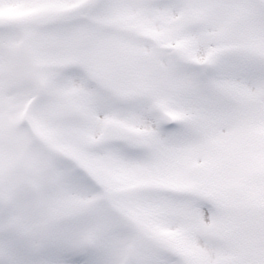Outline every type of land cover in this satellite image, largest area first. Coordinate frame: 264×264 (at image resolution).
I'll return each instance as SVG.
<instances>
[{
	"label": "snow or ice",
	"instance_id": "snow-or-ice-1",
	"mask_svg": "<svg viewBox=\"0 0 264 264\" xmlns=\"http://www.w3.org/2000/svg\"><path fill=\"white\" fill-rule=\"evenodd\" d=\"M0 264H264V0H0Z\"/></svg>",
	"mask_w": 264,
	"mask_h": 264
}]
</instances>
